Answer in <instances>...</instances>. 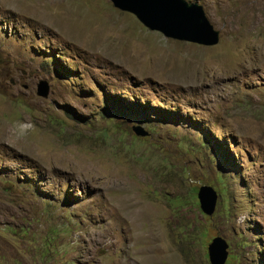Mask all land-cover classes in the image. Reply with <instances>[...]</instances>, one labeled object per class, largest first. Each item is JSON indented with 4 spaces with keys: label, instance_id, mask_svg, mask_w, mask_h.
Here are the masks:
<instances>
[{
    "label": "rangeland",
    "instance_id": "374dc122",
    "mask_svg": "<svg viewBox=\"0 0 264 264\" xmlns=\"http://www.w3.org/2000/svg\"><path fill=\"white\" fill-rule=\"evenodd\" d=\"M186 1L217 46L109 0H0V264H210L216 237L264 264V0Z\"/></svg>",
    "mask_w": 264,
    "mask_h": 264
},
{
    "label": "water",
    "instance_id": "95a60500",
    "mask_svg": "<svg viewBox=\"0 0 264 264\" xmlns=\"http://www.w3.org/2000/svg\"><path fill=\"white\" fill-rule=\"evenodd\" d=\"M113 6L132 14L147 29L163 35L166 39L196 44L204 47H215L220 42V32L211 24L204 8L186 0H109ZM50 86L41 81L37 86V95L48 98ZM136 136L146 138L149 132L144 127L133 126ZM201 210L212 216L216 209L217 193L210 186H202L198 192ZM228 244L216 237L208 246L210 264H226Z\"/></svg>",
    "mask_w": 264,
    "mask_h": 264
},
{
    "label": "trees",
    "instance_id": "16d2710c",
    "mask_svg": "<svg viewBox=\"0 0 264 264\" xmlns=\"http://www.w3.org/2000/svg\"><path fill=\"white\" fill-rule=\"evenodd\" d=\"M132 110H134V109H132ZM135 115H140V116H144V112L143 111H132Z\"/></svg>",
    "mask_w": 264,
    "mask_h": 264
}]
</instances>
